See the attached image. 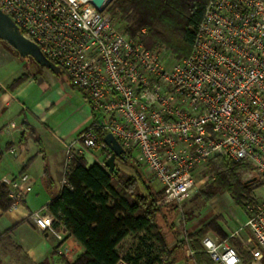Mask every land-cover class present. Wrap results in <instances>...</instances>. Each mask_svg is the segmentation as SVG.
Segmentation results:
<instances>
[{"label":"built area","instance_id":"built-area-1","mask_svg":"<svg viewBox=\"0 0 264 264\" xmlns=\"http://www.w3.org/2000/svg\"><path fill=\"white\" fill-rule=\"evenodd\" d=\"M110 2L0 0L22 35L65 70L98 115L65 143L66 170L88 150L109 148L100 134L111 133L159 182L161 207L183 205L197 173L215 157L244 161L264 181V0H209L190 56L172 65L163 48L147 49L116 25ZM0 183L8 186L11 208L33 190L27 172ZM252 200L244 226L264 251V199ZM31 216L64 239V225L46 206ZM231 237L258 257L237 231ZM203 245L214 264H245L228 239L207 235ZM116 264L132 263L120 257Z\"/></svg>","mask_w":264,"mask_h":264},{"label":"trees","instance_id":"trees-1","mask_svg":"<svg viewBox=\"0 0 264 264\" xmlns=\"http://www.w3.org/2000/svg\"><path fill=\"white\" fill-rule=\"evenodd\" d=\"M208 2L209 0H116L107 8V12L113 17L119 16L126 24V33L141 39L147 49L164 46L179 59L176 61H181L192 52ZM143 29H146V34L142 33ZM61 72L66 73L63 68ZM30 78L22 74L13 81L10 90H16ZM69 81L73 88L79 89L87 97L70 77ZM27 133L31 134L33 131L26 126L23 139ZM105 135L106 133H101L100 139L104 140ZM36 141L40 147L39 152H44L40 138ZM103 152L106 153V161L111 151L106 148ZM37 156L35 154L30 157L14 177L26 173ZM129 158L130 155L117 158L112 173H109L105 161L94 162L90 166L84 156L71 161L63 187L51 198L47 208L82 244L84 251L73 263L64 257L60 260L65 264H116L120 258L118 250L126 238L144 233L156 241L160 255L166 254L167 260L160 264H181L178 259L180 256L186 257L183 252L187 245L197 253L194 257H186L184 264H214L203 251L201 241L209 230L227 236L219 224L221 216L214 217L194 232L179 238L175 210L170 207L161 209L157 205L163 189L154 190L140 174H127L118 169L117 160L127 161ZM208 165V173L215 178L212 183L213 194L227 192L238 207L244 208L245 195L251 191L250 183L243 176L250 171L256 172L255 169L244 161L226 157H215ZM11 205L8 186L0 183V210L7 211ZM185 216L184 220L187 221L189 218ZM14 228L0 236V244L8 241L6 236ZM167 232L173 233L171 239ZM173 239L176 240L175 244L170 246ZM16 249L19 250L17 246ZM242 253L244 251L240 254ZM126 259L132 264L140 262L138 256L127 255Z\"/></svg>","mask_w":264,"mask_h":264},{"label":"crops","instance_id":"crops-1","mask_svg":"<svg viewBox=\"0 0 264 264\" xmlns=\"http://www.w3.org/2000/svg\"><path fill=\"white\" fill-rule=\"evenodd\" d=\"M0 65H2L0 63ZM0 67V179L16 176L25 162L35 154L37 158L30 164L27 173L33 179V190L16 208L7 211L0 210V236L15 227L7 234V242L2 248L13 249L17 246L32 264H60L61 257L68 262L74 261L84 251L82 244L65 227L61 230L64 239L59 240L52 233L40 229L32 218V213L42 207H47L51 198L59 193L65 183L66 149L65 143L71 141L83 130L88 128L98 115H92L88 98L84 94V101L89 108L85 110L84 119L76 130H61V125L52 118L56 111L54 102L48 98L46 89L38 91L37 76L31 77L16 90H10V85L22 74L14 73L13 68ZM42 74H52L50 69L43 68ZM51 78V77H50ZM49 78V79H50ZM33 133H27L23 139L24 127ZM58 126L59 134L55 133ZM49 131L50 133L48 134ZM29 135L33 136L30 137ZM37 138H40L44 152L40 153ZM15 150L16 154L10 151ZM106 153L101 150H88L84 157L87 165L94 162L103 163ZM47 170V173H46ZM185 222V220H184ZM179 224L175 220V225ZM180 226V224H179ZM178 229V226L176 225ZM183 230L185 227L182 228ZM179 237L181 238V230ZM192 233L194 231H187ZM168 235V232H167ZM208 235L219 237L216 233ZM207 235H205L206 237ZM204 237V238H205ZM203 238V239H204ZM201 241L203 251L209 255ZM244 241V240H243ZM242 243V242H241ZM175 241L170 242V246ZM187 257H194L196 250L187 245L184 248Z\"/></svg>","mask_w":264,"mask_h":264},{"label":"rangeland","instance_id":"rangeland-1","mask_svg":"<svg viewBox=\"0 0 264 264\" xmlns=\"http://www.w3.org/2000/svg\"><path fill=\"white\" fill-rule=\"evenodd\" d=\"M115 1L116 0H111L108 6L110 7ZM110 17L120 29L125 31L126 24L120 19L119 16L113 17L110 15ZM143 30H145L144 34H146V29ZM160 47L164 49L163 55L169 65H172L174 62H176V60H179L175 57L172 51L166 49L164 46ZM0 63L2 64L0 65V67H3L2 69H15L14 73H17V75L23 73L30 77H38L36 81L38 91L42 92L44 89H46L48 98L55 103L54 108L56 113L52 118L55 119L57 124L61 125V130H76V127H78L79 123H82L85 110H89V108L86 106L84 101V94L79 89L72 87L69 77L66 73H55L50 70L52 74H49V78L51 77L49 79L47 75L42 74V69L45 67L39 65L31 56H20L19 53L9 43L2 39H0ZM91 112L92 115H95L92 109ZM53 128L56 130L55 133L59 134L60 130L58 131V126ZM47 132L48 134L50 133L49 131ZM29 136L33 137L31 135ZM92 150L98 149L96 148ZM139 159L140 158L137 153L133 156L130 155L129 160L127 161L121 159L117 160V167L123 173L133 175L140 174L146 184L151 185L154 190H160L162 187L159 182L155 180L150 174H148ZM208 166L209 165L197 173L195 190L183 203V205L176 208L171 207V209H174L177 214L176 220L180 224V226L179 224H176L178 229L185 227L184 230L189 232L195 231L203 224L220 215L221 219L219 220V224L226 232L227 236L225 237L223 235H219L213 230H209L206 235H208L209 232H213L219 235L220 240L228 239L231 245L236 247L238 250L240 249V253L244 251V253L241 255L245 264H260V261L264 262V251L254 240L250 229L244 226L251 214L249 204L251 201L253 203L252 197L255 196L259 200L264 199V181L254 171L244 174L243 179L249 180L253 177H256V181L250 183L249 188L251 192L245 195L246 199L244 200V208H240L233 202L231 195L227 192H217L213 194L214 189L212 183L215 178L208 173ZM159 207L161 209L168 208L166 206ZM185 215H187V218H189L187 221L185 220L186 222H184V217H186ZM234 231H237L245 243H247L252 250L258 253L257 258L259 259L253 257V255L242 245V240L240 238H229ZM167 236L171 239L173 237V233L168 232ZM173 241L176 240L173 239ZM6 242L7 241H4L2 244H0V264H32L25 257L23 252L20 251V249H16V246H14L13 249L8 247L2 248V245ZM118 251L120 253V257L123 258H126L127 255L140 257L139 264H160L165 263L167 260L166 254L160 255L159 247L156 241L144 233L126 238L125 242L122 243ZM183 253L186 255L185 252ZM163 258L165 259L164 261ZM185 258L180 256L178 260L181 262V264H184ZM76 260L77 258L70 263H73ZM44 264L50 263L47 262ZM60 264H65L62 259Z\"/></svg>","mask_w":264,"mask_h":264},{"label":"water","instance_id":"water-1","mask_svg":"<svg viewBox=\"0 0 264 264\" xmlns=\"http://www.w3.org/2000/svg\"><path fill=\"white\" fill-rule=\"evenodd\" d=\"M98 6H102L103 0H94ZM0 39L9 43L22 57L31 56L39 65L48 68L55 73L62 71L61 67L49 60L38 44L25 38L15 21L0 8ZM104 142L111 151V155L106 159L105 166L109 173H112L116 167V159L125 156L126 150L111 133H107ZM256 181V177L249 179L248 183Z\"/></svg>","mask_w":264,"mask_h":264}]
</instances>
